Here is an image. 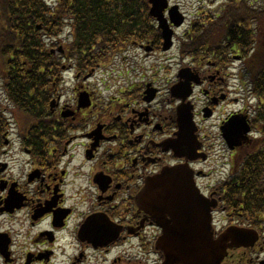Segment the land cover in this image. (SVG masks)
<instances>
[{
	"label": "flooded vegetation",
	"instance_id": "flooded-vegetation-1",
	"mask_svg": "<svg viewBox=\"0 0 264 264\" xmlns=\"http://www.w3.org/2000/svg\"><path fill=\"white\" fill-rule=\"evenodd\" d=\"M206 18L194 19L181 36L177 32L187 21L180 28L170 25L169 51H163L150 19L151 36L108 59L102 91L93 69H40L44 82L28 94L42 99L43 112L25 122L23 131L15 127L0 155V219L27 227L28 264H160L155 244L162 230L136 197L168 167L192 169L198 191L222 206L223 181L237 173L257 140L253 120L260 99L247 65V51H256L253 43L241 50L229 38L202 41ZM257 44L262 52L264 35ZM150 58L155 62L146 65ZM180 82H189L188 98ZM185 104L195 133L180 141L177 111ZM244 124L246 135L240 134ZM228 134L237 143L233 150L223 138ZM218 208L212 214L216 235L238 226L232 211ZM216 215L226 218L224 225H217ZM221 264H264V235L251 248L228 250Z\"/></svg>",
	"mask_w": 264,
	"mask_h": 264
},
{
	"label": "trees",
	"instance_id": "trees-1",
	"mask_svg": "<svg viewBox=\"0 0 264 264\" xmlns=\"http://www.w3.org/2000/svg\"><path fill=\"white\" fill-rule=\"evenodd\" d=\"M223 3L218 18L206 23L202 33L208 36L202 41L229 38L245 50L264 35V0ZM215 25L224 27L225 35L214 32ZM65 27L72 36L65 57L81 69L101 63L107 51L152 34L147 0H0V77L18 114L40 117L44 105L28 91L42 86L43 66L55 65L45 40L57 38ZM257 49L247 65L253 71L254 93L262 100V138L243 160L237 178L226 185V204L228 209L242 211L249 226L264 231V48L261 52L257 45ZM6 128L7 120L0 112V150Z\"/></svg>",
	"mask_w": 264,
	"mask_h": 264
},
{
	"label": "water",
	"instance_id": "water-1",
	"mask_svg": "<svg viewBox=\"0 0 264 264\" xmlns=\"http://www.w3.org/2000/svg\"><path fill=\"white\" fill-rule=\"evenodd\" d=\"M148 2L151 5L149 15L158 21L166 50L170 47L172 36L163 15L168 6L167 0ZM169 16L175 27L182 24L183 18L176 7L170 9ZM188 84L183 85L186 96L189 94ZM179 128L180 141L192 136L194 128L185 108L181 111ZM247 131L245 128L243 133ZM229 146L232 147L231 143ZM136 202L162 229L156 244V250L164 257L162 264H221L228 250L249 248L258 240L254 230L235 227L214 238L210 212L215 205L199 195L193 183V174L186 166L166 168L160 175L148 180ZM1 241L0 255L5 263H9L8 242L5 239Z\"/></svg>",
	"mask_w": 264,
	"mask_h": 264
},
{
	"label": "rangeland",
	"instance_id": "rangeland-1",
	"mask_svg": "<svg viewBox=\"0 0 264 264\" xmlns=\"http://www.w3.org/2000/svg\"><path fill=\"white\" fill-rule=\"evenodd\" d=\"M169 1H170V4H177V5H179L180 8H181V10H182V12L185 13L186 18H187V22H186L185 26L181 30H179L177 32L178 36H181L184 33L185 29H187L188 25L190 23H192L194 21V19L197 18V16H199L198 14L200 12H202V10L200 9L201 7H203V9L205 11H214L219 6V4H220V2H216V3H214V4L211 5L210 2L206 4L205 2L204 3L203 2H198L197 0H169ZM206 6H207V8H206ZM213 28H214V32H216V33L218 31H221L223 29V27H219L218 25L213 26ZM206 36H208V35H206ZM63 40H65V39L63 38ZM141 56H142V54H141ZM150 61L151 62H149V63L147 62L145 64L146 65H149L150 63L152 64V63L155 62V59L150 58ZM69 86L70 85H68V87ZM68 91L69 92L67 94H68V96H70L71 95V89H68ZM0 101H1V94H0ZM0 103L5 104L4 101H1ZM7 114H9V112ZM12 115H13V119L16 118V120L18 121V123H24V117L22 115L18 114L17 111L14 114L12 112ZM13 119H12V121H13ZM10 129H14V131H12V132L14 134H16V132H15L16 128L15 127L12 126ZM17 131H18V128H17ZM17 169L18 168L15 169L16 172H17ZM209 189H211V188H209ZM21 215H22V219L24 220L25 214L24 213H21ZM21 215H20L19 220L21 219ZM225 220L226 219L223 216L216 215V217H215V221L217 222V225L218 226L224 225L225 222H226ZM0 227L3 230H5L8 227L11 231L14 232L13 236H14L15 241L17 243L16 244L17 254H18V256H21L23 254V251H24L23 247H24V243L26 241L25 233L27 231V227L26 226H22L20 224H12V225H9V224H6L3 221L0 222ZM62 259H64V258H62ZM23 262H24V260H22L21 262H17L16 264H23ZM101 262L102 261H99V263H101ZM0 264H3V262L1 260H0ZM57 264H63V263L61 261H58L57 260Z\"/></svg>",
	"mask_w": 264,
	"mask_h": 264
}]
</instances>
